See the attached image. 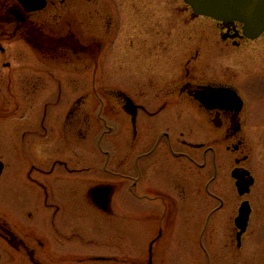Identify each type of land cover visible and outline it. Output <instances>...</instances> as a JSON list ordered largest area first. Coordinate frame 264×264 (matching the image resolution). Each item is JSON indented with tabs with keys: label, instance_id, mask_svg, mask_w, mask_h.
Returning a JSON list of instances; mask_svg holds the SVG:
<instances>
[{
	"label": "flooded vegetation",
	"instance_id": "flooded-vegetation-1",
	"mask_svg": "<svg viewBox=\"0 0 264 264\" xmlns=\"http://www.w3.org/2000/svg\"><path fill=\"white\" fill-rule=\"evenodd\" d=\"M173 1L0 0V264H153L142 223L184 203L211 142L219 260L264 264V32Z\"/></svg>",
	"mask_w": 264,
	"mask_h": 264
},
{
	"label": "rangeland",
	"instance_id": "rangeland-1",
	"mask_svg": "<svg viewBox=\"0 0 264 264\" xmlns=\"http://www.w3.org/2000/svg\"><path fill=\"white\" fill-rule=\"evenodd\" d=\"M167 1H170L171 5L174 4L173 0H163L164 3L161 4L163 13L170 11V4H165ZM165 7L167 10H164ZM196 26V28L199 27L205 31L206 39L207 35H212L215 30V22L208 21V19L206 22L196 23ZM114 85L120 88L124 86L122 83ZM133 87L135 86L133 85ZM248 137L249 145H251L250 128ZM211 145H214L216 149V164H214L211 155L209 173L206 170L205 174L204 171L195 168V189L187 196L184 203L180 201L178 206L164 208L158 213L148 212L142 223L146 231L147 251L149 242L160 232L162 234L161 239L154 246L153 264H222V261L219 260L222 251L221 237L224 236L223 225L225 223V210L222 211L220 208V197H222L223 192L219 161L222 153L219 145L213 142ZM260 173L264 176V158H261L258 169V174L260 175ZM205 183L206 191L204 189ZM261 186L262 180L258 187ZM234 194V192H230L226 196L228 209H231L230 203L235 204ZM133 218L131 217L132 220ZM254 218L264 220V213L259 212ZM132 225L134 224L132 223ZM146 259H148L147 253ZM231 264H234L233 260H231Z\"/></svg>",
	"mask_w": 264,
	"mask_h": 264
},
{
	"label": "water",
	"instance_id": "water-1",
	"mask_svg": "<svg viewBox=\"0 0 264 264\" xmlns=\"http://www.w3.org/2000/svg\"><path fill=\"white\" fill-rule=\"evenodd\" d=\"M186 3L192 7L196 15L210 17L225 25H234L236 22L241 23L243 25V35L250 39H254L264 32V0H186ZM214 93L206 101L216 102L215 104L220 106L229 100L227 99L228 97L223 96L225 91L217 90ZM197 98L203 101L202 95H198ZM234 101L236 102V108L240 109L242 100L237 96ZM234 176L238 177L235 173ZM250 185L251 182L249 180L244 181L243 184L238 183L242 193L246 192ZM249 215V204L244 202L236 220L237 226L243 231L247 226Z\"/></svg>",
	"mask_w": 264,
	"mask_h": 264
}]
</instances>
